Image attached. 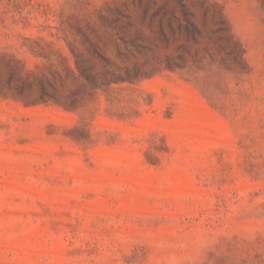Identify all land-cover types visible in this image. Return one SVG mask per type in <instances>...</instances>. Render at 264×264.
Masks as SVG:
<instances>
[{
  "label": "rangeland",
  "instance_id": "374dc122",
  "mask_svg": "<svg viewBox=\"0 0 264 264\" xmlns=\"http://www.w3.org/2000/svg\"><path fill=\"white\" fill-rule=\"evenodd\" d=\"M94 28L152 76L0 96V264H264V0H0V55L37 71Z\"/></svg>",
  "mask_w": 264,
  "mask_h": 264
},
{
  "label": "trees",
  "instance_id": "16d2710c",
  "mask_svg": "<svg viewBox=\"0 0 264 264\" xmlns=\"http://www.w3.org/2000/svg\"><path fill=\"white\" fill-rule=\"evenodd\" d=\"M174 20H177L178 29H184L186 37H191L195 42L198 41L202 30L188 10L185 9L183 12L184 22L173 12L168 18L167 22L170 24L173 35L175 34ZM163 26L161 22L160 32L164 39H168ZM93 31L95 35L91 37L86 31L81 30L80 44L66 41L70 54L60 51L57 61L44 54V57L50 61L46 70L37 71L27 68L14 54L0 55V96L11 97L26 106L55 103L65 109L74 110L80 100L75 92L77 87L96 93L98 90L106 91L113 84L135 83L141 78L152 76L138 68L122 66L106 55V46L100 31L95 28ZM181 46L185 53L178 55L183 62L186 61L187 54L196 56L198 53V49L190 43H182ZM165 67L176 70L183 68L184 65L176 61L171 63L168 59Z\"/></svg>",
  "mask_w": 264,
  "mask_h": 264
}]
</instances>
